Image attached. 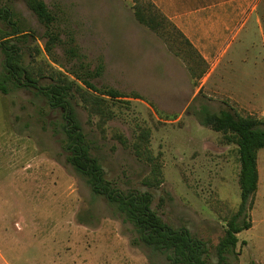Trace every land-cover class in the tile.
Listing matches in <instances>:
<instances>
[{
  "label": "rangeland",
  "instance_id": "1",
  "mask_svg": "<svg viewBox=\"0 0 264 264\" xmlns=\"http://www.w3.org/2000/svg\"><path fill=\"white\" fill-rule=\"evenodd\" d=\"M44 1L57 18L54 30L61 39L52 54L45 50L46 28L22 1L0 4L35 37L28 45L41 50L34 52L39 67L52 66L85 90L88 80L103 91L109 87L142 96L109 101L113 117L105 126L106 139L97 128L99 119H91L81 100L75 101L107 181L125 194L151 193L159 216L206 242L215 264L226 221L241 203L240 163L237 146H227L223 134L200 118L204 108L264 118L263 104L247 106L231 96L235 87L264 102V15L261 25L251 22L234 43L226 60L232 58L233 68L224 74L229 89L209 90L208 85L200 90V79L192 80L186 64L136 21L131 1ZM6 29L0 20V30ZM26 60L31 62L30 54ZM63 118L32 91L0 93L1 257L9 264H168L167 256L144 245L133 224L108 199L95 195L68 162ZM143 131L150 133V149L162 163L159 188L145 185L149 163L116 139L122 135L132 146ZM260 166L253 227L239 234L228 264H264V149Z\"/></svg>",
  "mask_w": 264,
  "mask_h": 264
},
{
  "label": "trees",
  "instance_id": "2",
  "mask_svg": "<svg viewBox=\"0 0 264 264\" xmlns=\"http://www.w3.org/2000/svg\"><path fill=\"white\" fill-rule=\"evenodd\" d=\"M18 1H22L46 28L45 50L52 54L61 41L60 35L54 30L57 21L55 14L44 0ZM123 1L132 2L136 21L156 34L168 50L186 64L192 80L203 78L208 70L207 63L151 0ZM0 20L7 28L0 30V58L4 57L0 70V93L9 95L17 90H29L50 111L61 112L65 122L61 126L65 134L68 162L86 180L95 195L108 199L126 221L133 224L144 245L165 254L168 264H213L206 242L194 237L185 227L174 229L166 223L154 210V196L151 193L132 191L125 194L112 187L106 179L102 159L96 153L97 144L82 129L75 112V101L79 99L91 119H99L97 128L106 139L105 126L113 117L107 108L109 101L120 98L142 99V96L134 92L125 94L109 87L103 91L84 80V85L94 92L91 93L54 67L48 65L46 70L39 67L34 52L39 55L41 50L38 46L28 45L31 38L35 41L33 34L21 30L14 21L13 13L1 5ZM28 54L32 57L31 62L26 60ZM201 115L202 125L222 133L227 146L236 145L239 157L241 203L237 212L226 221L224 236L216 246L215 264H228L229 257L235 254L239 245V234L253 227L251 212L259 188L258 156L264 149V118L243 116L230 110L212 113L204 109ZM116 139L124 147H132L137 158L149 163L151 170L145 185L159 188L163 183V168L160 159L150 149V133L143 131L132 146L122 135H116Z\"/></svg>",
  "mask_w": 264,
  "mask_h": 264
},
{
  "label": "crops",
  "instance_id": "3",
  "mask_svg": "<svg viewBox=\"0 0 264 264\" xmlns=\"http://www.w3.org/2000/svg\"><path fill=\"white\" fill-rule=\"evenodd\" d=\"M158 9L175 25V27L188 39L199 55L208 65V70L200 80V90L210 86L209 90H227L224 83V74L232 69V58L226 60L231 53L235 41L251 23L261 25V9H264V0H151ZM235 55V54H234ZM226 64V66L224 65ZM224 72L217 81L212 80L223 67ZM224 67V68H225ZM211 84V85H210ZM225 85V86H224ZM233 99H241L247 106L264 102L257 98L255 93L243 95L235 87ZM207 109V108H204ZM203 109V110H204ZM208 110V109H207ZM258 156L259 188L263 178ZM255 208V207H254ZM254 211V209H253ZM252 211V213H253ZM3 264H9L3 257Z\"/></svg>",
  "mask_w": 264,
  "mask_h": 264
}]
</instances>
